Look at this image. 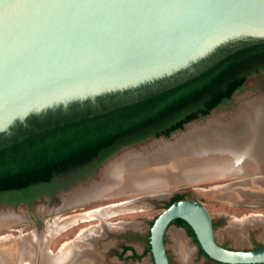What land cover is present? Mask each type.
<instances>
[{"label": "water", "instance_id": "obj_1", "mask_svg": "<svg viewBox=\"0 0 264 264\" xmlns=\"http://www.w3.org/2000/svg\"><path fill=\"white\" fill-rule=\"evenodd\" d=\"M147 3L220 7L136 6ZM243 38H264V0H0V133L32 114L171 76L221 45ZM202 119L196 124L210 118ZM182 130L126 145L102 164L124 148L148 144L149 138L173 141ZM256 180H264V175L222 185ZM176 218L190 224L199 247L211 259L264 263V246H224L205 204L184 197L164 208L151 226L155 264H172L166 234Z\"/></svg>", "mask_w": 264, "mask_h": 264}, {"label": "trees", "instance_id": "obj_2", "mask_svg": "<svg viewBox=\"0 0 264 264\" xmlns=\"http://www.w3.org/2000/svg\"><path fill=\"white\" fill-rule=\"evenodd\" d=\"M254 73L264 79V38L233 40L171 76L17 121L0 133V202L31 204L38 194L53 193L65 183L58 178L76 168L93 162L97 168L123 146L149 136L169 137L230 101ZM184 197L176 194L171 203ZM172 223L198 243L186 220ZM148 238L145 253L151 252ZM127 249L141 257L133 247Z\"/></svg>", "mask_w": 264, "mask_h": 264}, {"label": "bare ground", "instance_id": "obj_3", "mask_svg": "<svg viewBox=\"0 0 264 264\" xmlns=\"http://www.w3.org/2000/svg\"><path fill=\"white\" fill-rule=\"evenodd\" d=\"M263 166L264 95L246 100L230 116L216 115L207 123L190 126L173 141L157 140L123 151L104 165L99 178L67 197L64 203L68 205L113 196L126 190L157 186L178 178L197 180L232 171H252ZM222 186L214 185L203 191L207 195L216 194L217 197L229 200L256 202V197L264 199V180L226 185L225 188ZM140 200L109 203L76 216H64L49 223L46 233H33V238L21 239L16 244L9 237L10 234L2 235L0 264H22L25 260L30 264H106L97 248L101 237L99 227L105 226L107 229L109 222L105 220L109 216L143 209L145 204ZM20 218V214L4 213L0 216V225ZM92 218H99L101 224L82 229L74 240L64 242L57 254L47 252L49 235L53 236L79 221ZM257 218H251V221L250 218L241 219L240 222L234 220L235 223L230 225L233 235L241 241L250 228H264V220ZM169 235L173 240L171 244L178 263L195 264L194 249L183 231L173 229ZM13 243L15 246H12Z\"/></svg>", "mask_w": 264, "mask_h": 264}, {"label": "rangeland", "instance_id": "obj_4", "mask_svg": "<svg viewBox=\"0 0 264 264\" xmlns=\"http://www.w3.org/2000/svg\"><path fill=\"white\" fill-rule=\"evenodd\" d=\"M262 95H264V79L261 73H254L247 78L244 88L236 91L230 101L217 107L211 114L204 117L202 121H206L209 118L212 119L216 115L221 114L230 116L232 112L240 108L241 104L246 100ZM200 121L201 120H196L192 122V125ZM189 127V125L186 126L181 131V134L187 131ZM147 140L151 143L153 139L149 138ZM124 150L127 149H122L120 153ZM104 165L105 163L95 169L90 167L58 178V181L64 180L65 183L57 185L54 192L50 195L44 193L39 195L31 204L10 203L6 199L1 201L0 216L9 212L20 214L22 218L0 225V236L10 234L9 237L13 239L16 244V242L21 239L33 238V233H46V227L49 223H52L56 219H61L64 216H76L86 210L109 203H117L124 200L136 201L141 199L140 201H143V204H145L143 209H133L125 213H118L107 217L105 220L109 222L107 229L105 226H100L98 229L99 232H101V237L97 242V248L98 251L102 253V258L106 264H155L151 252L145 253L147 248H149L148 237L150 235L151 226L159 213L171 203L174 196L176 194H181L186 198L198 200L205 204L213 217L217 239L224 246L240 249L264 246L263 226H254L255 228H250L246 231V236L244 239H241V241L240 238H236L233 235V230L230 228V225L235 223L236 220L239 221L241 219L250 218L249 221H251L253 220L251 218L258 219L257 217L264 220L263 198L256 197V202L253 203L244 200H229L225 197H217L216 194L207 195L203 191L214 185L264 175V166L253 172L232 171L221 174L222 176H210L213 177L211 179L195 181L189 178H178L176 180L179 181L172 180V182H165L154 188L143 189V187L142 190L117 193L113 196L107 195L66 205L64 201L67 197L78 190L86 188L95 181V179L99 178V172ZM225 187L226 185L222 186V188ZM97 224H101V220L99 218H92L90 220L79 221L77 224L59 233L56 232L53 236L49 235V240L46 243L47 252L53 255L57 254L61 250L64 242L74 240L75 237L79 236L78 234L82 229ZM173 229L181 230L185 234L190 245L194 249L195 255L193 260L195 264H225L217 262L206 254H203L193 236L185 232L182 226L171 223L166 234V244L172 264H179L176 255H174L173 244H171L173 240L169 235ZM14 243L12 246H15ZM124 244L132 245L141 257L131 256L132 252L123 253L122 256L116 254L115 251H122V246ZM3 248L6 249L7 247L3 246ZM22 264H30V262L25 260Z\"/></svg>", "mask_w": 264, "mask_h": 264}, {"label": "snow or ice", "instance_id": "obj_5", "mask_svg": "<svg viewBox=\"0 0 264 264\" xmlns=\"http://www.w3.org/2000/svg\"><path fill=\"white\" fill-rule=\"evenodd\" d=\"M136 6L151 7V8H212V7H220L218 5L183 4V3H147V4H143V5H136Z\"/></svg>", "mask_w": 264, "mask_h": 264}, {"label": "flooded vegetation", "instance_id": "obj_6", "mask_svg": "<svg viewBox=\"0 0 264 264\" xmlns=\"http://www.w3.org/2000/svg\"><path fill=\"white\" fill-rule=\"evenodd\" d=\"M249 77V76H248ZM247 77V78H248ZM236 91H238V90H236ZM235 91V92H236ZM149 137H154V136H149ZM148 138V137H147ZM146 139V138H145ZM144 140V139H143ZM129 145V144H128ZM126 146V145H125ZM124 147V146H123ZM108 158V157H107ZM106 158V159H107ZM105 159V160H106ZM105 160H103L102 161V163L105 161ZM101 163V164H102ZM100 164V165H101ZM90 167H92V169H95V162H93V163H91V164H89L87 167H80V168H76L75 170H73V171H71V172H69L67 175H69V174H72V173H74L75 171H79V170H85V169H88V168H90ZM99 167V166H98ZM57 187V186H56ZM55 187V188H56ZM44 194H52V193H49V192H46V193H44ZM39 195H41V194H38L37 196H35V197H33L32 199H31V201H33L34 199H36ZM20 203H25V204H28V203H26V202H20ZM125 246H131V247H133L132 245H129V244H124L123 246H122V251H115L116 252V254H118L119 256H122V254L124 253V254H126V253H128V252H132V254H131V256H133V250H131V249H127V250H125ZM134 248V247H133ZM135 249V248H134ZM261 264V263H260Z\"/></svg>", "mask_w": 264, "mask_h": 264}]
</instances>
